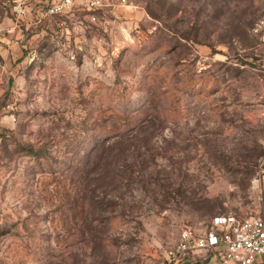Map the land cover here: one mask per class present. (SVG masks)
<instances>
[{"label":"rangeland","instance_id":"rangeland-1","mask_svg":"<svg viewBox=\"0 0 264 264\" xmlns=\"http://www.w3.org/2000/svg\"><path fill=\"white\" fill-rule=\"evenodd\" d=\"M114 2L20 37L0 0V264H166L263 212L264 0Z\"/></svg>","mask_w":264,"mask_h":264},{"label":"built area","instance_id":"built-area-1","mask_svg":"<svg viewBox=\"0 0 264 264\" xmlns=\"http://www.w3.org/2000/svg\"><path fill=\"white\" fill-rule=\"evenodd\" d=\"M9 2L19 25L25 21L32 22L28 18V10L36 4L41 5V17L36 19V23L43 21L47 25L58 14L71 13L77 7L78 10H89V20L97 23L100 19L97 12L99 9L117 5L114 0H9ZM118 3L126 4V0H119ZM76 26H82L81 20L77 21ZM257 69L262 73L264 94V53L258 60ZM260 167L263 179L264 153L260 157ZM262 187L260 191L264 194ZM200 258L214 264H264V216L258 214L242 217L236 213H217L207 225L184 227L166 264H193Z\"/></svg>","mask_w":264,"mask_h":264},{"label":"crops","instance_id":"crops-1","mask_svg":"<svg viewBox=\"0 0 264 264\" xmlns=\"http://www.w3.org/2000/svg\"><path fill=\"white\" fill-rule=\"evenodd\" d=\"M77 1H83V0H77ZM34 6V5H33ZM34 8L37 10H35V12L37 13L38 12V15H36V17L35 18H29L30 20H32V22H23L22 24H18L17 22H16V24L14 25L15 27H17V31H18V33H19V36L20 37H22V33H23V30H24V28H23V26H26V27H28V25H38V23H36V19H38L39 17H41V11H38V9L36 8V6H34ZM79 8L77 7L74 11H78V13H80L79 11L80 10H78ZM83 10V9H82ZM74 11L73 12H71V13H65V14H73L74 13ZM68 15V16H69ZM32 17H34V16H32ZM65 21H67V23L65 22ZM78 21V20H77ZM77 21L76 22H73V25L74 26H70V21H68V20H63V23H61V30H63V31H65L66 33H65V39H64V44L66 45V44H70L71 45V43H72V41H74V42H78V41H80L79 39V36H78V30L81 28V26H79V27H75V24L77 23ZM59 24L58 23V20H57V18L55 17L54 19H53V21L52 22H50V23H48V26H50L51 24L52 25H55V24ZM71 23H72V21H71ZM13 26V27H14ZM6 28H7V30H8V26L7 27H0V40L2 41V46H0V50L2 51V49L3 48H5L4 46V44H5V42H4V38H3V36L5 35V30H6ZM78 29V30H77ZM36 33V35L37 36H39V34L41 33L40 31H34V34ZM4 34V35H3ZM4 45V46H3ZM76 46H78V47H81L80 45H78V44H75ZM0 51V52H1ZM263 190H264V180H263ZM262 215L264 216V208H263V212H262ZM194 264H214V263H207V261L205 260V259H203V258H200L198 261H196V262H194Z\"/></svg>","mask_w":264,"mask_h":264}]
</instances>
